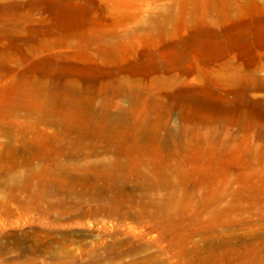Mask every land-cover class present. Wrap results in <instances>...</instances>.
<instances>
[{"label": "rangeland", "instance_id": "obj_1", "mask_svg": "<svg viewBox=\"0 0 264 264\" xmlns=\"http://www.w3.org/2000/svg\"><path fill=\"white\" fill-rule=\"evenodd\" d=\"M260 78L264 0H0V172L13 166L8 140L42 150L64 138L54 110L94 133L107 103L115 127L169 174L158 196L175 200L155 227L120 219L114 233L106 218L45 217L6 184L0 264L30 256L32 243L37 264H240L245 250L264 259ZM37 229L41 241L24 236ZM124 242L138 251L122 255Z\"/></svg>", "mask_w": 264, "mask_h": 264}, {"label": "bare ground", "instance_id": "obj_2", "mask_svg": "<svg viewBox=\"0 0 264 264\" xmlns=\"http://www.w3.org/2000/svg\"><path fill=\"white\" fill-rule=\"evenodd\" d=\"M263 80L260 78V83ZM109 107L107 103L101 106L103 121L94 133H87L77 122L66 120L67 112L58 108L52 112L56 116L50 124L62 128L63 139L42 142V150L27 142L21 149H14L11 139L5 142L14 153L13 166L0 172V188L7 184L8 198L26 203L30 210H38L45 217L55 213L57 222L67 216L81 220L110 219L108 224L114 233L118 231L115 220L133 219L155 227L159 224L157 211L166 209L172 213L175 200L158 196V192L170 188L169 174L165 169L151 166L125 133L115 127L120 115L110 113ZM46 114L49 110L42 109V122ZM109 131L116 133L108 134ZM7 134L12 137L10 132ZM132 181L140 185H131L128 191ZM136 190L147 193L137 196ZM42 234L37 229L24 236L41 241ZM20 244L21 240H14L16 248ZM119 248L122 255L138 251L126 248L125 242ZM250 251L241 252L249 260L240 264H264L257 251ZM41 253L39 245L32 243L30 256H23V260L14 258L12 263L37 264L38 260L42 263ZM251 255L257 256L256 260H251Z\"/></svg>", "mask_w": 264, "mask_h": 264}]
</instances>
